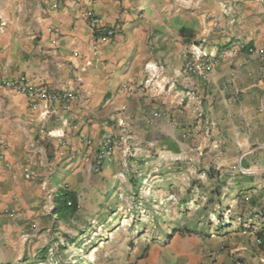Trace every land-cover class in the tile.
Returning <instances> with one entry per match:
<instances>
[{"label":"crops","instance_id":"0c3cea01","mask_svg":"<svg viewBox=\"0 0 264 264\" xmlns=\"http://www.w3.org/2000/svg\"><path fill=\"white\" fill-rule=\"evenodd\" d=\"M48 2L0 0L3 250L23 251L29 226L56 216L65 191L75 213L86 199L116 211L130 173L152 180L168 169L188 187L201 170L199 189L240 203L248 189L249 208L264 209V63L248 52L264 51V0H82L56 11ZM89 11L103 31L118 27L112 39L92 33ZM194 46L217 58L205 77L181 73ZM17 80L69 97L30 98L8 86ZM105 139L111 150L98 160ZM248 223L228 248L209 239L214 264H264V218Z\"/></svg>","mask_w":264,"mask_h":264},{"label":"rangeland","instance_id":"374dc122","mask_svg":"<svg viewBox=\"0 0 264 264\" xmlns=\"http://www.w3.org/2000/svg\"><path fill=\"white\" fill-rule=\"evenodd\" d=\"M167 170L152 180L130 173L116 211L112 202L86 199L77 213L32 223L23 251L0 245V264H214L218 253L209 239L228 248L251 229L249 220L263 218L264 209L249 208L248 189L240 203L227 190L199 189L201 170L188 187Z\"/></svg>","mask_w":264,"mask_h":264},{"label":"built area","instance_id":"2783aa9c","mask_svg":"<svg viewBox=\"0 0 264 264\" xmlns=\"http://www.w3.org/2000/svg\"><path fill=\"white\" fill-rule=\"evenodd\" d=\"M82 0H49L48 8L51 11H56L63 9L68 6V4L72 7L78 6ZM68 2V3H67ZM90 3H93V0H90ZM85 17L89 21L90 29L95 36H98V40L100 39H112L116 32L118 31V27H112L103 31V26L101 24V20L95 15L92 11L85 12ZM248 52L251 55L256 56L264 63V51H257L254 49H249ZM196 61V62H194ZM217 58L215 55L210 53H204L200 46H194L187 54H185L183 64L181 67V73L184 76H193L195 75L197 70H200L202 76H206L211 68L217 64ZM12 89L19 91L23 94H26L28 97L33 98L36 94H39L42 99H44L47 103H53L56 100H66L69 96L63 95L61 97L50 96L45 91H36L33 87L29 86L23 80L12 81L8 84ZM58 138H62L63 134H57ZM111 150V142L108 139H105L101 144V151L98 157L100 158L108 156ZM91 172H98L99 163L97 160L92 162L91 164ZM32 176V173H27L26 178ZM261 215V214H260ZM264 215V213L262 214ZM264 218V217H263ZM258 244V241H257Z\"/></svg>","mask_w":264,"mask_h":264},{"label":"trees","instance_id":"16d2710c","mask_svg":"<svg viewBox=\"0 0 264 264\" xmlns=\"http://www.w3.org/2000/svg\"><path fill=\"white\" fill-rule=\"evenodd\" d=\"M77 208L78 206H77V200H76L75 194L65 191L55 200V204L51 212L53 215L63 218L64 215L74 214ZM262 217H264V215H262ZM218 228H221V227H218ZM176 231H180V230L178 229ZM186 231L188 232H184L182 234H191L189 230H186ZM174 233L175 231H172V233L170 234V237ZM256 236L258 240V247L264 253V233L263 232L257 233Z\"/></svg>","mask_w":264,"mask_h":264}]
</instances>
